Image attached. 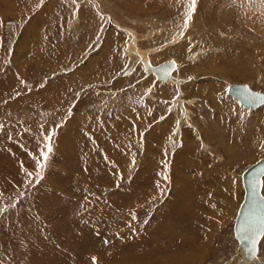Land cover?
Returning a JSON list of instances; mask_svg holds the SVG:
<instances>
[{
    "label": "rangeland",
    "instance_id": "1",
    "mask_svg": "<svg viewBox=\"0 0 264 264\" xmlns=\"http://www.w3.org/2000/svg\"><path fill=\"white\" fill-rule=\"evenodd\" d=\"M228 83L264 92V0H0V264H264L233 234L264 105Z\"/></svg>",
    "mask_w": 264,
    "mask_h": 264
},
{
    "label": "water",
    "instance_id": "2",
    "mask_svg": "<svg viewBox=\"0 0 264 264\" xmlns=\"http://www.w3.org/2000/svg\"><path fill=\"white\" fill-rule=\"evenodd\" d=\"M174 67L173 61H165L154 67V71L157 75L164 76ZM228 93L244 106L256 107L264 102V93L253 91L246 84H231ZM263 175L264 158L249 165L241 175L244 195L233 230L244 252L250 256L256 254L258 241L264 233V196L260 192Z\"/></svg>",
    "mask_w": 264,
    "mask_h": 264
},
{
    "label": "bare ground",
    "instance_id": "3",
    "mask_svg": "<svg viewBox=\"0 0 264 264\" xmlns=\"http://www.w3.org/2000/svg\"><path fill=\"white\" fill-rule=\"evenodd\" d=\"M249 1V0H248ZM102 3V2H101ZM100 4V3H99ZM104 6H106V4H103ZM108 6H106V8H107ZM76 16V15H75ZM78 22V21H80V19L78 18V17H76L75 18V20H74V22ZM73 22V23H74ZM152 26V25H151ZM190 26H191V23H190ZM185 27H187V24H186V26ZM151 30L152 29H150V32H151ZM188 30V29H187ZM180 31V30H179ZM184 31V30H183ZM159 32H160V29H159ZM186 32V31H185ZM184 32V33H185ZM179 33V32H178ZM187 34V33H186ZM139 37V36H138ZM176 37V36H175ZM174 37V38H175ZM185 37H186V35H185ZM175 39H177V37L175 38ZM180 39H181V37H180ZM176 41V40H175ZM140 42V41H139ZM174 43V42H173ZM153 50V49H152ZM146 52H148V51H146ZM153 54V53H152ZM158 56V55H157ZM200 59V58H199ZM197 60V59H196ZM138 61H140V62H143V61H146L145 62V66L148 68V69H146L148 72V74H150L151 75V73L156 77V79L157 80H159V81H165L166 83H168V81L169 82H172L173 81V79L170 77V76H172V74L179 68L178 67V63H177V60H172V59H167V61H173L174 63H175V67H174V69H172L169 73H167V74H165L164 76H162V75H157L156 73H155V71H154V67H156L157 65H152V63L151 62H148L149 61V59L148 58H146V57H139V60ZM191 61V60H190ZM162 62H165V61H162ZM160 64V63H159ZM143 65H144V63H143ZM177 68V69H176ZM161 74V73H160ZM162 76V77H161ZM180 79V78H179ZM156 80V81H157ZM164 82V83H165ZM184 82V81H183ZM178 83H182V82H178ZM229 84V83H228ZM231 84H245V83H231ZM231 84H229V85H231ZM155 85H157V84H155ZM162 85V84H161ZM172 85V84H171ZM229 85H227V88H226V92H227V95L229 96V99H232V101H234V99L235 100H237L232 94H230V93H228V87H229ZM246 85H248V84H246ZM153 86V85H152ZM177 86L179 87L180 86V84H177ZM212 86V85H211ZM161 87V86H160ZM164 87V86H163ZM167 87V86H166ZM248 87L251 89V90H253V91H257V92H261V93H264L263 91H258V90H255V89H252L249 85H248ZM180 88V87H179ZM202 89V88H201ZM200 88L199 89H197V92H198V90H201ZM206 89V88H205ZM184 89H181V91H183ZM155 90L152 88V93L154 92ZM162 91V93H164L167 97L169 96V97H171V93H170V91H168V90H164V89H162L161 90ZM149 92V91H148ZM150 94H151V92H150ZM182 94V93H181ZM144 95V94H143ZM146 96H147V94H146ZM144 98V97H143ZM234 98V99H233ZM145 99V98H144ZM171 100V99H170ZM197 100V99H196ZM180 101L181 100H179L178 98H177V100L175 101V106L172 108L173 110H175L176 112H178V105L180 104ZM190 101H192L191 99H190ZM195 101V100H194ZM238 102V101H237ZM182 103V102H181ZM186 103H188V102H186ZM193 103V102H192ZM239 103V102H238ZM240 104V103H239ZM194 106H195V104H193ZM241 105V104H240ZM264 105V102L263 103H261L260 105H258V106H256V107H251V106H244V105H241V106H243V107H245V109H244V111H245V114H249V112H250V109L251 108H253V109H255V108H260L261 106H263ZM179 107H181V106H179ZM185 109V108H184ZM186 110V109H185ZM184 110V111H185ZM187 110H188V108H187ZM190 110V109H189ZM181 112V111H180ZM182 113V112H181ZM189 113H190V111H189ZM184 114V113H183ZM185 117H184V119H183V121H182V123H189L188 121H187V118H190V116L188 117V114H185L184 115ZM181 117V116H180ZM76 119V118H75ZM79 119V118H78ZM192 120V119H191ZM191 120H190V122H191ZM215 122V121H214ZM215 124H216V122H215ZM180 125V124H179ZM194 125V124H193ZM214 126H216V125H214ZM161 130V129H160ZM164 131L165 130H161V131H158V136H159V142L161 143V140H162V138H163V136H161L160 134H163L164 133ZM150 134V133H149ZM157 136V137H158ZM161 136V137H160ZM157 148H159L158 150H160V144L157 146ZM148 151V150H147ZM117 156V155H116ZM115 156V157H116ZM158 157V156H157ZM158 158H160V157H158ZM125 159V158H124ZM175 159L176 158H174V162L173 163H175V165L172 167V169H169V170H171L170 171V173H169V171H167V172H165L166 170H167V168H166V166H165V164H163L164 166H163V168H162V166H161V168H160V163H158V161H154L153 159V165L156 163V169L160 172L161 171V174H167L168 175V173H169V175H168V177L172 180V181H174V182H176V189H175V191L177 190V195L178 194H180V193H184V186H183V180L182 181H176V179H178L177 178V170L178 171H181L182 169H184L181 165H179V164H181L182 163V161H180L181 163H179V161H177V162H175ZM257 162V161H256ZM177 163H179V164H177ZM255 163V162H254ZM253 164V163H252ZM29 166V165H28ZM181 166V167H180ZM183 166H186V165H183ZM159 167V168H158ZM187 168V167H186ZM157 172V171H156ZM158 172V173H159ZM181 173H182V171H181ZM243 173V172H242ZM157 174V173H156ZM242 175V174H241ZM264 176V175H263ZM263 176H262V187H261V194L263 195V193H262V189H263ZM157 177V176H156ZM181 177H179V179H180ZM185 178V177H184ZM155 179V178H154ZM153 179V180H154ZM169 179V180H170ZM156 180L158 181L159 179H157L156 178ZM185 181V180H184ZM159 182V181H158ZM198 183V182H197ZM152 185V184H151ZM243 185V184H242ZM174 188V187H173ZM244 189V188H243ZM151 192L153 191V192H155L153 189H151L150 190ZM150 192V193H151ZM158 192V191H157ZM142 194V193H141ZM155 194H157V193H155ZM264 196V195H263ZM141 201V200H140ZM145 203H146V200H145ZM168 205V204H167ZM183 205V204H182ZM85 206V205H84ZM184 206H186V205H184ZM169 207H171V203L169 204ZM166 208V207H165ZM168 209V208H167ZM166 209V210H167ZM98 213V212H97ZM165 215H166V213H165ZM237 216V215H236ZM98 217V216H97ZM236 218V217H235ZM234 221H235V219H234ZM233 227H234V224H233ZM56 228V227H55ZM167 229H170V227L169 228H167ZM203 229V228H202ZM168 231L166 230L165 231V233H167ZM216 232V231H215ZM165 233H163L164 235H165ZM168 234V233H167ZM233 234H234V230H233ZM264 235V233L262 234V236H261V238H260V240L258 241V244H257V248H258V250H257V252H256V254L255 255H253V256H250V255H248V254H246L245 252H244V250H243V247H242V245H240V247L237 245V252H241L242 251V254L246 257V258H248V259H250V260H252V259H254L257 255H258V253L259 252H261L260 251V249H259V244H264V240H263V236ZM125 237V236H124ZM234 238H235V234H234ZM236 239V238H235ZM263 240V241H262ZM238 241V240H237ZM261 242V243H260ZM239 243V242H238ZM236 244V243H235ZM199 248H200V246H199ZM261 248V247H260ZM259 257H261V256H259ZM111 258V257H110ZM143 260V259H142ZM239 260V259H238ZM242 260L244 261V263L245 264H248V262L247 261H245L244 259H243V257H242ZM255 260V259H254ZM255 261H257V260H255ZM242 263V262H241ZM140 264V263H139ZM161 264V263H160ZM187 264H189L188 262H187ZM259 264V263H258Z\"/></svg>",
    "mask_w": 264,
    "mask_h": 264
},
{
    "label": "crops",
    "instance_id": "4",
    "mask_svg": "<svg viewBox=\"0 0 264 264\" xmlns=\"http://www.w3.org/2000/svg\"><path fill=\"white\" fill-rule=\"evenodd\" d=\"M176 60V59H175ZM180 84V83H179ZM178 87V86H177ZM180 87V86H179ZM178 87V88H179ZM162 89H164V87L162 88ZM157 91L155 90L153 93H152V96L154 97V95H155V93H156ZM171 92V91H170ZM163 97L162 98H159V99H161L162 101H164V98H167L169 101H171L170 99H171V97H167L165 94H163L162 95ZM170 104L169 105H171V103L172 102H169ZM175 103V102H174ZM174 103H172V108L175 106V104ZM165 130V129H164ZM173 165V164H172ZM136 178V177H135ZM133 178H131V180H132ZM123 192V191H122ZM124 220V219H123ZM151 233V232H150Z\"/></svg>",
    "mask_w": 264,
    "mask_h": 264
}]
</instances>
